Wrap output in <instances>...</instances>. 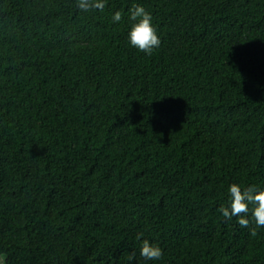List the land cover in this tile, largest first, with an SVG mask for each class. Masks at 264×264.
Wrapping results in <instances>:
<instances>
[{"label": "trees", "instance_id": "trees-1", "mask_svg": "<svg viewBox=\"0 0 264 264\" xmlns=\"http://www.w3.org/2000/svg\"><path fill=\"white\" fill-rule=\"evenodd\" d=\"M233 183L264 188V0H0V264H264Z\"/></svg>", "mask_w": 264, "mask_h": 264}, {"label": "clouds", "instance_id": "clouds-1", "mask_svg": "<svg viewBox=\"0 0 264 264\" xmlns=\"http://www.w3.org/2000/svg\"><path fill=\"white\" fill-rule=\"evenodd\" d=\"M106 0H76V7L81 11L91 9L103 10ZM129 19L133 21L128 34V40L131 46L137 48L146 55H151L154 49L160 46V38L153 26L151 14L141 5L134 4L129 10ZM122 16L117 11L113 17V22L121 21ZM229 205L221 206L218 211L231 220L233 217H239L238 223L241 227H249V220L245 216L249 212V204L253 205L251 210L254 227L250 229V236L256 237L258 229L264 230V188L257 189L256 186H250L241 189V186L233 183L229 186ZM143 233H138L136 239L141 241L140 255L146 260H159L163 256V250L156 244L150 243L148 239H143ZM129 261L134 259L133 255L128 256Z\"/></svg>", "mask_w": 264, "mask_h": 264}]
</instances>
